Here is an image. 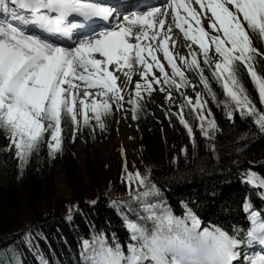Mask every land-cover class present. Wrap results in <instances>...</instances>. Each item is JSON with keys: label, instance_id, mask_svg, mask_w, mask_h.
Instances as JSON below:
<instances>
[{"label": "snow or ice", "instance_id": "1", "mask_svg": "<svg viewBox=\"0 0 264 264\" xmlns=\"http://www.w3.org/2000/svg\"><path fill=\"white\" fill-rule=\"evenodd\" d=\"M194 2L200 11L193 6V0H165L160 6L128 15L125 0H0V131L8 140L6 150L15 149L19 166L23 168L44 145L50 156L61 150L62 133L69 122L75 138L81 127L77 101L82 125L93 131L107 127L104 120L113 114V106L126 112L124 92L131 81L133 53L135 62L143 66L141 80L135 82L134 95L128 101L133 105V118L142 92L151 93L154 84L171 98L166 85L179 89L190 83L168 47L172 23L166 26L165 18L169 15L175 26L199 46L204 65L213 77L223 81L238 114L256 117L254 123L264 134V112H257L239 72L241 66L246 69L264 105V74L255 67L257 56H264V52L252 46L246 30L247 27L264 39V0ZM205 10L211 12V31L201 26ZM97 21L106 24L97 30ZM31 27L47 35L29 34ZM74 36L80 38L73 39ZM52 37L66 38L70 43L65 46ZM157 37L159 42L153 47L149 41L155 42ZM157 50L163 51L171 75L155 54ZM190 56V60L183 56L179 59L211 93L196 51H190ZM211 57H218L214 68ZM125 67L129 69L124 72L127 81L118 84V74ZM154 68L159 70L158 75ZM90 88H96L97 93H90ZM97 95L101 98L97 99ZM184 99L197 112L201 133L205 137L214 135L216 123L209 119L211 109L205 116L206 102L202 103L200 93H196L194 104L191 97ZM227 116L234 119L232 109ZM180 119L192 136L191 126L182 115ZM93 120L94 125L90 124ZM211 150L215 152V145ZM125 172L123 178L130 186L127 198L110 201L109 206L121 216L127 240L121 243L111 234L109 241L104 232L93 235L91 240L84 239L80 264H264V208L254 205L249 196H244L241 203L244 225L206 223L195 200L178 201L177 213L167 198L168 189L152 177L151 169L130 172L125 165ZM240 175L242 182L258 188L264 199V178H258L254 171ZM96 202L90 201L93 205ZM71 212L70 206L66 219H72ZM128 213L136 218L131 219ZM24 239L30 241L31 233H26Z\"/></svg>", "mask_w": 264, "mask_h": 264}, {"label": "trees", "instance_id": "2", "mask_svg": "<svg viewBox=\"0 0 264 264\" xmlns=\"http://www.w3.org/2000/svg\"><path fill=\"white\" fill-rule=\"evenodd\" d=\"M246 30L252 46L264 52V39L247 27ZM197 60L204 68L211 93L199 82L195 72L185 65L181 69L190 84L199 90L202 103L206 102L205 116H208L207 109H211L209 119L215 120L216 131L210 137L201 133L197 112L181 94L180 88L187 89L188 84L179 89L166 85L178 96V103L149 106L141 95L136 118L130 103L135 139L124 149L113 145L105 158L94 143L100 134H113L114 108L113 114L104 120L107 125L104 130L96 127L93 131L83 126L81 116V127L73 138L69 122L62 133L61 150L50 156L44 145L23 168L15 157V149L6 150L8 140L0 131V256L5 257L2 250L17 246L22 264H43L45 260L48 264H80L79 252L84 239L91 240L93 235L104 232L109 241L111 234H115L121 243L125 242L126 227L117 211L109 206L113 197V200L127 198L130 186L123 178L125 165L130 172L144 173L151 169L152 177L168 189L167 198L177 213L178 201H197L199 215L206 223L244 225L245 214L241 210L244 196L264 208L260 190L242 182L240 175L254 171L258 178H264V134L254 123L256 117L238 114L223 88V81L213 77L200 52ZM255 67L259 74H264V56H257ZM239 72L257 112H264L246 69L241 66ZM191 100L193 104L196 101ZM229 109L233 110L232 120L227 116ZM178 113L191 126L192 136ZM90 124L94 125L95 121ZM78 142L83 144L79 154L75 150ZM212 145L215 152L211 150ZM60 180L69 187L65 195L56 194ZM93 200L97 201L94 205L90 203ZM70 206L72 219L68 220ZM128 215L136 218L132 213ZM29 232L31 240L26 241L24 237ZM4 262L8 260L4 258Z\"/></svg>", "mask_w": 264, "mask_h": 264}, {"label": "rangeland", "instance_id": "3", "mask_svg": "<svg viewBox=\"0 0 264 264\" xmlns=\"http://www.w3.org/2000/svg\"><path fill=\"white\" fill-rule=\"evenodd\" d=\"M164 2L165 0L163 1V3ZM163 3L161 4L158 3V5L156 6H160ZM193 3H194V7L197 8V11H200L199 6L196 5L195 2ZM209 17H211V12L205 10V14L201 16V26H203L206 31H211L209 21H208ZM185 27H187V25H185ZM178 30H176L177 36L179 35L178 40L176 41V40L170 39L171 38L170 37L168 40V47H169L170 52L173 53L176 59L177 65L181 67L183 66V63L181 62L179 57L183 56L188 59L190 56V51L194 50L196 51V53L199 52V46L195 44L193 41H191L188 37H186L184 32L181 31V29L178 28ZM212 34H217V33L213 32ZM159 38L160 37H158L157 41L154 42V44L152 41H149V43H151L153 47H156L159 42ZM173 41H175V43H173ZM133 43H135V41H133ZM189 45L191 46V48L189 47ZM211 47H214V46L210 45V48ZM155 54L157 55L158 59H160L161 63L164 64L166 71L170 75V66L167 64V61L164 59L163 51L157 50ZM143 55H145L146 59L150 60V58L147 57V53L145 54L143 53ZM217 58L218 57H211L213 64H215V60ZM128 71L129 69L126 70L125 72H128ZM130 71H131V81L126 83L125 92H124V98H125L124 109H126L127 111L125 112L123 110H116L115 106H113L114 111H115V121H114L113 132H112L113 134L112 135L111 134H100L96 136L95 138L94 144L95 146H98V149L103 158H105L108 155L109 150L113 145H117V147H119L120 149H124L125 147L128 146V144H131V140L135 139L136 132H135L134 125L132 122V118H131V105L128 101H129V97L131 95H134L135 82L138 80H141L140 73L141 71H143V66L136 63L135 60L133 59L132 68ZM153 71L157 75L159 74L158 69L154 68ZM121 72L118 74V80H117L118 84H120L122 80L127 81V77H125L124 71L123 73ZM188 86L189 87L187 89L180 88L182 96L183 97L187 96V97H191V99H196V93H200L199 90L196 88L195 85H193V83L191 84L189 83ZM97 91L98 90L96 88L89 89V92L92 94H96ZM82 94H83V89L80 90V95L82 96ZM142 95L146 103L149 106H152L151 104L158 105V106H165L169 103L179 102V98L177 95L172 93V97L168 98L167 92L161 91L160 86L155 85V84L153 85V91L151 93L142 92ZM100 98L101 97L97 95V99H100ZM77 112H78L77 119L78 121H80L81 115L79 114L78 101H77ZM75 150L79 154L83 150V144L81 142H78ZM247 185H249L250 187H254L250 184H247ZM68 192H69V187L63 181L60 180L56 185V194L65 195ZM113 198H111L110 201H113ZM17 251H18L17 246L11 247V250H8V251L2 250L1 252L2 254H4L5 257L0 256V264H22V260L19 258ZM4 258L8 260V263L4 262Z\"/></svg>", "mask_w": 264, "mask_h": 264}, {"label": "bare ground", "instance_id": "4", "mask_svg": "<svg viewBox=\"0 0 264 264\" xmlns=\"http://www.w3.org/2000/svg\"><path fill=\"white\" fill-rule=\"evenodd\" d=\"M193 2H194V0H193ZM158 4V3H157ZM193 6H194V3H193ZM144 10H146V9H144ZM143 11V10H142ZM169 13H171V9H169ZM181 14L182 15H184L185 13H183V10H181ZM170 17H171V19H170ZM166 19V26H167V24L169 23V22H171L172 23V30H171V34H170V39H173V40H178V36H177V32H176V30H178V28L175 26V21H174V19H173V17L170 15V16H168V17H166L165 18ZM179 31V30H178ZM29 33L30 34H37V33H35V32H32V31H29ZM39 35V34H38ZM182 35V34H181ZM183 36V35H182ZM78 38H80V37H77L76 39H78ZM157 39H158V37H157ZM160 39V38H159ZM134 41V39L132 40V42ZM156 42V41H155ZM141 43H144V41H141ZM153 44H154V42H153ZM145 54V53H144ZM133 55H134V53H133ZM133 59H134V56H133ZM125 70H123L124 72L126 71V70H128V68L127 67H125L124 68ZM123 71L121 72V73H123Z\"/></svg>", "mask_w": 264, "mask_h": 264}]
</instances>
